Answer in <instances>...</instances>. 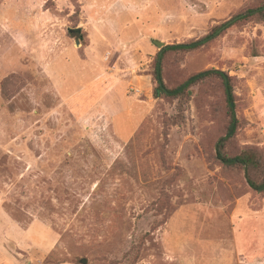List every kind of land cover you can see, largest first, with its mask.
Listing matches in <instances>:
<instances>
[{"label":"rangeland","instance_id":"1","mask_svg":"<svg viewBox=\"0 0 264 264\" xmlns=\"http://www.w3.org/2000/svg\"><path fill=\"white\" fill-rule=\"evenodd\" d=\"M264 0H0V209L48 225L42 264H264ZM80 28L73 34L71 29ZM80 41L78 45L76 42ZM233 126V127H232ZM43 239V232H42Z\"/></svg>","mask_w":264,"mask_h":264},{"label":"trees","instance_id":"2","mask_svg":"<svg viewBox=\"0 0 264 264\" xmlns=\"http://www.w3.org/2000/svg\"><path fill=\"white\" fill-rule=\"evenodd\" d=\"M264 16V2L263 4L255 9H249L245 13L234 17L233 19L225 22L224 24L214 28V30L209 33L203 39L189 43V44H174V45H167L156 57V67L154 71V77L158 83V86L155 90V97H182L188 93L191 86L196 84L197 82L204 80L211 76H218L222 79L225 91L227 95V102L229 106V110L232 116V121L234 122L236 117L235 111V93H234V85L232 81V77L229 74H226L222 71L212 69L205 72H202L196 76L191 77L188 81L184 84L176 87V88H169L164 80L163 75V66H162V56L167 52H189L192 50L199 49L206 44L210 43L211 41L215 40L219 35L223 32L228 30L229 28L236 25L237 22L242 20H247L255 16ZM233 104V105H232ZM233 127V126H232ZM227 139H222L217 145V158L221 160L224 164L229 166H240L246 169L249 179V184L252 188L257 191L264 192V179L260 183L253 181L249 176V169L253 166L257 167L260 165L255 152L253 151H245L240 155L235 157H228L225 153V142Z\"/></svg>","mask_w":264,"mask_h":264},{"label":"crops","instance_id":"3","mask_svg":"<svg viewBox=\"0 0 264 264\" xmlns=\"http://www.w3.org/2000/svg\"><path fill=\"white\" fill-rule=\"evenodd\" d=\"M54 245L48 225L33 221L24 227L0 209V264H42Z\"/></svg>","mask_w":264,"mask_h":264},{"label":"water","instance_id":"4","mask_svg":"<svg viewBox=\"0 0 264 264\" xmlns=\"http://www.w3.org/2000/svg\"><path fill=\"white\" fill-rule=\"evenodd\" d=\"M70 32L73 33V34H78V33H81V32H82V29H80V28L71 29ZM76 43L79 45V44H80V41L77 40ZM155 44H156L157 47H158L159 49H161V50L164 49V48L167 46L164 42H159V41H156ZM232 105H233V104H232ZM81 262H82L83 264H86V263H87V260H86V259H83Z\"/></svg>","mask_w":264,"mask_h":264}]
</instances>
